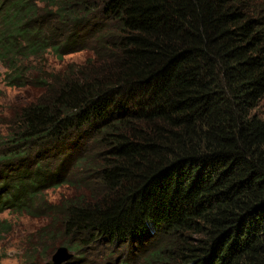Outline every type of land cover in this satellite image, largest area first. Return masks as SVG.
Here are the masks:
<instances>
[{"label": "trees", "instance_id": "obj_1", "mask_svg": "<svg viewBox=\"0 0 264 264\" xmlns=\"http://www.w3.org/2000/svg\"><path fill=\"white\" fill-rule=\"evenodd\" d=\"M0 67L27 92L0 139V213L45 222L35 251L264 264V0H0Z\"/></svg>", "mask_w": 264, "mask_h": 264}, {"label": "rangeland", "instance_id": "obj_2", "mask_svg": "<svg viewBox=\"0 0 264 264\" xmlns=\"http://www.w3.org/2000/svg\"><path fill=\"white\" fill-rule=\"evenodd\" d=\"M88 58L89 54L87 52H78L66 56L63 63L55 61L52 56L49 59L54 67L59 69L60 64L67 67L80 65L84 64ZM3 73L4 69L0 67V139L7 137L8 127L14 119L16 111H19L20 107L25 105L27 99V92L5 85ZM260 114L264 118V108L260 110ZM79 136H75L61 147L72 150L74 155L79 154L86 145ZM69 190L71 189L66 187L52 189L46 193L47 198L52 202H57L62 196L68 195ZM44 224L45 222L39 219L17 215L8 211L0 213V264H26L30 257L31 259L34 258L38 264L52 262L56 250L53 253H44L42 248L35 251L36 247L32 246V243H36L37 233ZM142 243L143 241H140L139 244L130 245V248L128 245L125 247L102 245L88 252L86 255L89 257L88 263L119 264L122 260L132 261V257L138 256L140 251L138 247ZM70 254L72 258L61 264H72L79 258L77 253L72 250H70Z\"/></svg>", "mask_w": 264, "mask_h": 264}, {"label": "water", "instance_id": "obj_3", "mask_svg": "<svg viewBox=\"0 0 264 264\" xmlns=\"http://www.w3.org/2000/svg\"><path fill=\"white\" fill-rule=\"evenodd\" d=\"M71 258L72 255L70 254V249L62 246L56 249L52 262L55 264H61Z\"/></svg>", "mask_w": 264, "mask_h": 264}]
</instances>
